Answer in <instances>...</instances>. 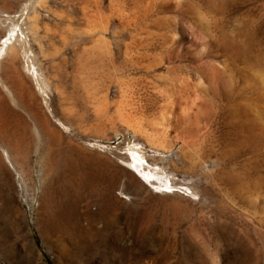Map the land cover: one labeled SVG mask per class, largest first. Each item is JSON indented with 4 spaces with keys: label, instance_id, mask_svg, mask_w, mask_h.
<instances>
[{
    "label": "rangeland",
    "instance_id": "obj_1",
    "mask_svg": "<svg viewBox=\"0 0 264 264\" xmlns=\"http://www.w3.org/2000/svg\"><path fill=\"white\" fill-rule=\"evenodd\" d=\"M36 1L0 0V264H264V0Z\"/></svg>",
    "mask_w": 264,
    "mask_h": 264
},
{
    "label": "bare ground",
    "instance_id": "obj_2",
    "mask_svg": "<svg viewBox=\"0 0 264 264\" xmlns=\"http://www.w3.org/2000/svg\"><path fill=\"white\" fill-rule=\"evenodd\" d=\"M41 1L40 0H38V1H36V4H38V3H40ZM41 4V3H40ZM39 7V6H38ZM35 11V10H34ZM38 15H35V13H33L32 15H27V17H26V19H25V24H26V30H27V32L28 33H30V34H34L35 32H36V30H37V28H36V26L38 25L37 23V21L38 20H36L38 17H37ZM37 17V18H36ZM37 24V25H36ZM36 29V30H35ZM36 34V33H35ZM31 37V36H30ZM15 39H14V42L13 43H7V41L4 43V45L3 46H0V88H1V90L2 91H5V96L6 97H8V98H10L11 100H13V96H12V94H11V92L9 91V89L7 88V84H6V81H5V79H4V77H3V75H2V73H1V70H2V67H4L5 65H11V63H13V62H15V61H17L18 59H19V56H21L20 54H22L23 56H26V50L24 49V44L26 43V41H27V37H26V34H23L22 32H19V35H17V37H14ZM34 40V39H33ZM105 44V43H104ZM26 46V45H25ZM100 46V48H98V49H102L101 47H103V46H105V45H99ZM108 46V45H107ZM27 47V46H26ZM29 47V46H28ZM104 48V47H103ZM31 50V49H30ZM102 51V50H101ZM100 51V52H101ZM29 53H30V51H29ZM29 55V54H28ZM24 59H25V57H24ZM32 59V58H31ZM30 59V60H31ZM17 62H19V61H17ZM33 62V61H32ZM24 68H25V70L26 71H28V72H30V74H31V76H32V78H33V81L35 82V84L38 86V88L40 89L41 87H42V85H41V81L43 82V85L45 84L44 83V79L43 80H41L40 79V76L39 77H37V75H36V70H35V68L36 67H34L33 66V64L31 63V61H29V62H27L26 63V66H24ZM40 75V74H39ZM43 88V87H42ZM45 90V89H44ZM44 93V92H43ZM1 94V93H0ZM47 96V95H46ZM3 99L4 98H1L0 97V136H5V135H7V136H9V132H8V130H7V126L5 127V125H4V122L2 121V119L1 118H3L4 117V110H6V109H4L3 110V104L6 102H4L3 101ZM4 102V103H3ZM45 102H47V101H45ZM7 104V103H6ZM9 105V104H8ZM48 106V105H47ZM49 107V106H48ZM8 109H9V107H7ZM7 111V110H6ZM50 110H48V112H49ZM70 111V110H69ZM6 113V112H5ZM8 113V112H7ZM50 113V112H49ZM67 113V112H66ZM65 113V114H66ZM70 113V112H69ZM13 115H15V113H12ZM51 114V113H50ZM73 114V113H72ZM9 115H11V113H9ZM11 117V116H10ZM16 120V119H15ZM7 121V120H6ZM5 121V122H6ZM59 121V120H58ZM67 121V120H66ZM62 122V121H61ZM8 125V128H9V124H7ZM63 125V124H62ZM64 127V126H63ZM35 131H37V130H35ZM39 131V130H38ZM8 132V133H7ZM34 132V131H33ZM37 134H38V132H37ZM39 134H40V132H39ZM9 139V138H8ZM47 139V138H46ZM61 139V138H60ZM48 142V141H47ZM67 142H69V141H67ZM4 142H2L1 140H0V151H1V154H0V156H2V159H4V160H6V161H8V162H10V163H12V159H11V155H9V151H8V147L6 148V144L4 143ZM60 143V142H59ZM66 143V142H65ZM57 144V143H56ZM22 145V144H21ZM70 145H72V144H70ZM68 146H69V144H68ZM56 147V146H55ZM72 147V146H71ZM57 148V147H56ZM48 149V148H47ZM50 149V148H49ZM140 148L136 145V144H133V146L129 149V155H130V157H131V160L130 159H128V162L130 163V165H132L133 167H134V169L136 170V171H138L139 172V174H141L147 181H148V179H149V177H151V174H149V173H146L145 171H144V169H143V167H142V165H141V159H142V155H141V153H140ZM69 151V150H68ZM56 153V152H55ZM64 153V152H63ZM28 154V153H27ZM49 154V153H48ZM47 154V155H48ZM57 154V153H56ZM76 154V153H75ZM72 155V154H71ZM25 156V155H24ZM17 157V156H16ZM69 157V156H68ZM28 158V157H27ZM47 159V158H46ZM58 160H60L59 158H57ZM77 159V158H76ZM14 160V159H13ZM16 162V161H15ZM21 162H22V160H21ZM24 162V161H23ZM38 162V161H37ZM49 162V161H48ZM57 162V161H56ZM55 162V163H56ZM67 162V161H66ZM40 163V162H39ZM51 163V162H50ZM64 164H65V162H63ZM16 164V163H15ZM57 164V163H56ZM70 165V164H69ZM66 167L65 168H67V163H66V165H65ZM49 169V168H48ZM56 169V168H55ZM59 169V168H58ZM61 169V168H60ZM62 169H64V168H62ZM66 170V169H65ZM70 170V169H69ZM59 171V170H58ZM61 171H63V170H61ZM71 171V170H70ZM53 172V171H52ZM55 172V171H54ZM128 172V171H127ZM62 174H63V172H61ZM128 173H130V172H128ZM57 174V173H56ZM66 174H67V172H66ZM83 174V173H82ZM131 174V173H130ZM50 175V174H49ZM132 175V174H131ZM59 176V175H58ZM65 176V174L63 175V177ZM72 176H74V175H72ZM62 176H61V178H63ZM55 178V177H54ZM57 178V177H56ZM65 178V177H64ZM67 178H69V177H67ZM70 178H74L75 179V177H71L70 176ZM78 179H79V177H77ZM58 179V178H57ZM151 179V178H150ZM150 179H149V181H150ZM50 180H52V179H50ZM43 181V180H42ZM54 181H57L56 179L55 180H53V182ZM59 181V180H58ZM62 181H63V179H62ZM64 181H66V180H64ZM63 181V182H64ZM74 181H76V180H74ZM70 182H72V183H69V185H67V187H62V188H59V187H57V188H54V187H52V188H45L44 189V191H43V199H44V202H45V200L47 199V198H49V196L50 197H52L53 199H56V198H65V197H67V194L69 193V192H71L72 193V191H76L77 189L75 188L76 186H74V183H73V179L70 181ZM50 183H51V181H50ZM54 183H56V182H54ZM59 183V182H58ZM57 183V184H58ZM149 183V182H148ZM52 184V183H51ZM56 184V185H57ZM61 184V183H60ZM65 184V183H64ZM55 185V186H56ZM63 185V184H62ZM66 185V184H65ZM77 186H78V184H77ZM107 186V185H106ZM49 187V186H48ZM104 189V188H103ZM103 191H105V190H103ZM78 192V191H77ZM106 193L108 194L107 196H110V194H111V191H109V190H107L106 191ZM106 196V197H107ZM73 197V196H72ZM64 200V199H63ZM67 202V201H66ZM113 203V202H112ZM45 204V203H44ZM78 205V204H77ZM46 206V205H45ZM108 206V205H107ZM105 208H106V206H104ZM105 208H104V210H105ZM109 208V207H108ZM107 208V209H108ZM111 208V207H110ZM114 210V209H113ZM101 211H103V210H101ZM106 211V210H105ZM104 211V212H105ZM107 211H110V209H108ZM106 211V212H107ZM108 213V212H107ZM106 213V214H107ZM112 213V212H111ZM49 214H50V212H49ZM51 215H52V213H51ZM64 215V214H63ZM66 215V214H65ZM57 216V215H56ZM68 216V215H67ZM108 216V215H107ZM58 217V216H57ZM68 218V217H67ZM48 221H50V226L54 229V227L55 226H57V220L59 219H57L54 215H52V216H48ZM78 219H79V217H78ZM60 227V226H59ZM58 227V228H59ZM58 230V229H57Z\"/></svg>",
    "mask_w": 264,
    "mask_h": 264
},
{
    "label": "snow or ice",
    "instance_id": "obj_3",
    "mask_svg": "<svg viewBox=\"0 0 264 264\" xmlns=\"http://www.w3.org/2000/svg\"><path fill=\"white\" fill-rule=\"evenodd\" d=\"M167 190H169V191H170L171 189H167Z\"/></svg>",
    "mask_w": 264,
    "mask_h": 264
}]
</instances>
